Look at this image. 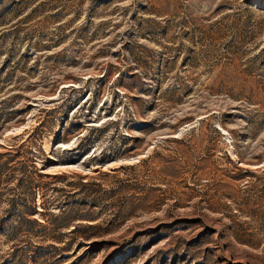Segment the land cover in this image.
Segmentation results:
<instances>
[{
  "label": "rangeland",
  "instance_id": "1",
  "mask_svg": "<svg viewBox=\"0 0 264 264\" xmlns=\"http://www.w3.org/2000/svg\"><path fill=\"white\" fill-rule=\"evenodd\" d=\"M0 221V264H264V0H0Z\"/></svg>",
  "mask_w": 264,
  "mask_h": 264
},
{
  "label": "trees",
  "instance_id": "2",
  "mask_svg": "<svg viewBox=\"0 0 264 264\" xmlns=\"http://www.w3.org/2000/svg\"><path fill=\"white\" fill-rule=\"evenodd\" d=\"M35 210V207H32L30 208V211H34ZM82 218V217H80ZM83 218H86V217H83ZM39 224H41L40 221H37V220H33ZM4 222L0 221V234H5L6 233V228L4 227L3 225ZM42 225V224H41ZM93 225L91 223H87L85 225H81L80 222H77L76 224L73 225V228L70 230V231H79V230H82V228H89V227H92ZM73 243L75 244V246H72ZM77 243L76 242H73V241H67L64 243L63 247L66 249V250H70L71 253H76L77 250H78V247H77ZM87 250V248L85 249ZM115 250V249H114Z\"/></svg>",
  "mask_w": 264,
  "mask_h": 264
}]
</instances>
